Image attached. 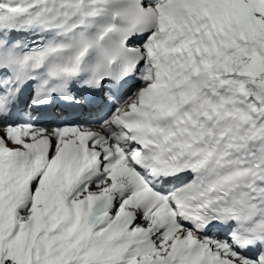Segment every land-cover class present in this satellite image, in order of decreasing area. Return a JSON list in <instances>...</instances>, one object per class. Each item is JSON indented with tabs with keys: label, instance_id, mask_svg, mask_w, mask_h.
Wrapping results in <instances>:
<instances>
[{
	"label": "snow or ice",
	"instance_id": "1",
	"mask_svg": "<svg viewBox=\"0 0 264 264\" xmlns=\"http://www.w3.org/2000/svg\"><path fill=\"white\" fill-rule=\"evenodd\" d=\"M0 264H264V0H0Z\"/></svg>",
	"mask_w": 264,
	"mask_h": 264
}]
</instances>
